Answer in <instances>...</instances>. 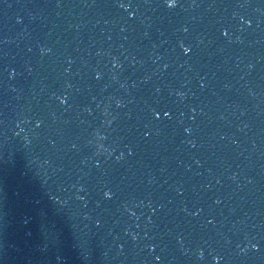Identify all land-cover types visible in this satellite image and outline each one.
I'll use <instances>...</instances> for the list:
<instances>
[{
  "label": "water",
  "instance_id": "water-1",
  "mask_svg": "<svg viewBox=\"0 0 264 264\" xmlns=\"http://www.w3.org/2000/svg\"><path fill=\"white\" fill-rule=\"evenodd\" d=\"M196 264H264V0H206Z\"/></svg>",
  "mask_w": 264,
  "mask_h": 264
},
{
  "label": "snow or ice",
  "instance_id": "snow-or-ice-1",
  "mask_svg": "<svg viewBox=\"0 0 264 264\" xmlns=\"http://www.w3.org/2000/svg\"><path fill=\"white\" fill-rule=\"evenodd\" d=\"M167 2H168L169 7H175L177 0H167ZM121 6H123V5H121ZM185 31H187V29H185ZM225 34H227V33H225ZM185 51L186 52L190 51V49H185ZM156 115H159V113H156ZM165 115H167V113H165ZM253 247H255V245H253ZM156 259H160V257H156Z\"/></svg>",
  "mask_w": 264,
  "mask_h": 264
}]
</instances>
